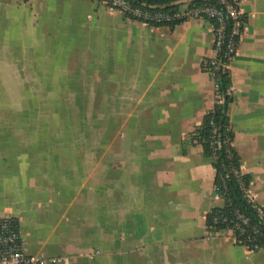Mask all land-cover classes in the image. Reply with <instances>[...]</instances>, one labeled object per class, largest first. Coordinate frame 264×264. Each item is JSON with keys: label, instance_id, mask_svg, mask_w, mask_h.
<instances>
[{"label": "crops", "instance_id": "crops-1", "mask_svg": "<svg viewBox=\"0 0 264 264\" xmlns=\"http://www.w3.org/2000/svg\"><path fill=\"white\" fill-rule=\"evenodd\" d=\"M241 8L227 115L264 209V0ZM212 55L206 18L150 26L99 0H0V217L17 219L27 253L64 264H264V249L207 232L224 198L213 194L214 158L189 135L214 105L203 69ZM60 71L61 100L91 102L77 116L97 125L43 126L41 110L26 112L43 85L58 100Z\"/></svg>", "mask_w": 264, "mask_h": 264}, {"label": "built area", "instance_id": "built-area-1", "mask_svg": "<svg viewBox=\"0 0 264 264\" xmlns=\"http://www.w3.org/2000/svg\"><path fill=\"white\" fill-rule=\"evenodd\" d=\"M99 1L128 19L150 26L175 24L192 18L209 20L213 29V55L203 61V69L209 73L214 86V105L222 103L218 75L229 72L230 62L237 53L245 30L246 19L241 8L242 0H209L202 4L184 0L176 8H165L164 4H151L146 0ZM232 94L230 86L227 88V95ZM215 132L214 127L212 133ZM215 143L211 141L210 145L214 147ZM241 186L246 199L257 212L259 224L251 223L248 216L236 210L230 216L214 217L213 223L220 221L223 228L213 230V224L207 226L208 236L213 232L230 231L235 243L251 251L264 249V209L253 201L248 187L243 183ZM213 194L215 197L222 196L217 185L213 187ZM94 254L96 252L89 253L91 256ZM66 261L64 256L47 257L27 253L17 219L11 216L0 217V264H64Z\"/></svg>", "mask_w": 264, "mask_h": 264}, {"label": "trees", "instance_id": "trees-1", "mask_svg": "<svg viewBox=\"0 0 264 264\" xmlns=\"http://www.w3.org/2000/svg\"><path fill=\"white\" fill-rule=\"evenodd\" d=\"M147 3L165 5V8H176L184 0H146ZM136 2V1H134ZM192 3H207L209 0H191ZM219 91L223 97L222 103L215 104L203 116L201 124L189 135V140L196 141L203 146L205 155L213 157V167L216 170L215 185L221 189L224 205L213 208L206 217V227L213 224V230H220L223 224L213 223L214 217L230 216L236 210L250 218L253 224H259L257 212L244 195L241 183L248 186L249 177L240 171V160L232 145L233 131L231 130L227 111L232 96L227 95L230 87L229 72L219 74ZM216 132L212 133V129ZM215 141V146H211ZM208 231V230H207Z\"/></svg>", "mask_w": 264, "mask_h": 264}, {"label": "rangeland", "instance_id": "rangeland-1", "mask_svg": "<svg viewBox=\"0 0 264 264\" xmlns=\"http://www.w3.org/2000/svg\"><path fill=\"white\" fill-rule=\"evenodd\" d=\"M49 66V65H44ZM43 66V68H45ZM61 66V65H59ZM63 71V70H62ZM61 72V71H60ZM58 73V95L57 101H51L50 98L54 97V95L51 96L50 94V86L49 85H43L41 87V94H42V100L39 101H33V98L31 97H27L26 102L23 104L25 105V110L27 113L33 112L34 110H41V115H42V124L43 126L47 125H51V126H57V127H63V126H82V125H90V126H95L98 123V119L96 117H83V116H77L78 113H80L83 109H85L86 111H88V109H90L91 106V102H87V104H84L82 102H66L65 100H61L62 98H65V95H62V93H64V89L65 87L60 86V84L62 83L61 81H63L64 79V72ZM45 74V75H44ZM210 76V75H209ZM43 77L49 78L48 74L45 73V70H43ZM62 95V96H61ZM30 96V95H28ZM31 99V100H30ZM15 103V102H14ZM84 107V108H83ZM50 109L51 110H56L57 114H50ZM88 113V112H87ZM30 115L26 116V124L30 125L32 124V122L34 121L33 118L29 117ZM37 120V119H36ZM67 135H64L63 138L65 139ZM93 136L97 137V135H91V140H96L93 139ZM96 252V251H94Z\"/></svg>", "mask_w": 264, "mask_h": 264}]
</instances>
